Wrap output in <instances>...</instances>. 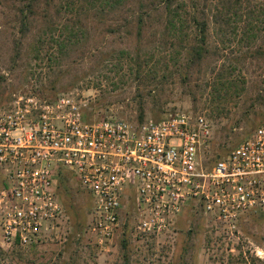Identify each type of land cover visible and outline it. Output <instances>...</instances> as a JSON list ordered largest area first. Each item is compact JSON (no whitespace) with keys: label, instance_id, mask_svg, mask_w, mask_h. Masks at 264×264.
I'll use <instances>...</instances> for the list:
<instances>
[{"label":"built area","instance_id":"1","mask_svg":"<svg viewBox=\"0 0 264 264\" xmlns=\"http://www.w3.org/2000/svg\"><path fill=\"white\" fill-rule=\"evenodd\" d=\"M83 106L69 92L17 94L0 107L1 247L51 239L65 226L58 167L91 193L88 232L102 249L130 212L137 234L158 238L192 204L227 243L241 242L243 214H264V123L207 169L212 124L203 114L85 120Z\"/></svg>","mask_w":264,"mask_h":264},{"label":"rangeland","instance_id":"2","mask_svg":"<svg viewBox=\"0 0 264 264\" xmlns=\"http://www.w3.org/2000/svg\"><path fill=\"white\" fill-rule=\"evenodd\" d=\"M248 1L256 6L263 3L241 0V8H246ZM3 20L0 15V75L4 77L0 84V107L17 94L38 93L53 98L73 92L83 101L90 120L98 119L99 115H114L137 121L139 99L145 101L144 119L163 118L177 110L201 113L212 124L211 145L202 156L204 165L215 153H228L264 123V57L253 58L255 46L264 48V11L259 16L258 36L250 49L246 38L241 40L237 33L225 30L224 34L212 36L210 44L218 55L210 56L199 69L198 78L189 85L170 84L158 100H151L154 97H148L143 89L139 90L140 95L136 93L138 81L128 67L130 56L120 54L122 49L132 50L134 42L126 45L119 36L107 35L97 47L93 43L82 58L78 52H72L65 64L58 66L55 60H32V34L22 39L18 53L14 40L19 34ZM52 51L55 52L48 53ZM119 63L123 68H119ZM219 69L235 87L230 88L226 102L216 108L210 98L213 82L210 80L209 86H204L201 76L206 73L213 79ZM65 174V181L58 188L67 208L65 226L51 239L16 250L0 246V264H121L124 231L130 264H264V216L258 218L255 212L242 215L238 243L223 240L215 224L193 208H186L167 235L158 238L137 234L130 212L124 219L129 220L128 228L122 225L115 242L102 249L88 232L92 197L71 174Z\"/></svg>","mask_w":264,"mask_h":264},{"label":"trees","instance_id":"3","mask_svg":"<svg viewBox=\"0 0 264 264\" xmlns=\"http://www.w3.org/2000/svg\"><path fill=\"white\" fill-rule=\"evenodd\" d=\"M248 2L243 9L241 0H0V15L4 24L19 34L14 40L18 53L22 39L32 34V60H55L58 66L65 64L72 52H78L82 58L93 43L97 47L107 35L119 36L126 45L131 46L134 42L132 50L122 49L120 54L130 56L128 67L134 80L138 81L136 93L143 89L148 97H154L151 100H158L170 84L189 85L198 78L199 69L210 56L218 55L210 44L212 36L224 34L227 30L242 36L241 40L246 38L247 49L253 46L264 4L256 6V3ZM51 50L55 52L48 53ZM263 57L262 45L255 46L253 58ZM118 66L123 68L122 63ZM201 78L204 86H209L212 80L210 98L216 103V108L226 102L230 88L235 87L220 69L213 79L206 73ZM3 81L4 77L0 75V84ZM144 104L145 101L139 99L138 122L144 120ZM88 115L89 112L83 109L85 120H90ZM101 117L103 115L97 118ZM226 154L215 153L206 168L209 169ZM57 170L56 194L66 210L58 188L65 181V173L71 172L61 167ZM2 180L0 176V186ZM192 207L189 204L183 211ZM252 213L248 212V215ZM255 214L258 218L264 216L260 212ZM128 223L126 219L122 225L128 228ZM125 234L124 231L121 240V264H130ZM20 247L16 245L12 250Z\"/></svg>","mask_w":264,"mask_h":264}]
</instances>
